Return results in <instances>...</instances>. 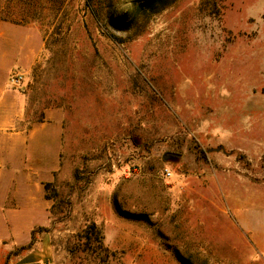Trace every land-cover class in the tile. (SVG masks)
Masks as SVG:
<instances>
[{"label":"rangeland","instance_id":"374dc122","mask_svg":"<svg viewBox=\"0 0 264 264\" xmlns=\"http://www.w3.org/2000/svg\"><path fill=\"white\" fill-rule=\"evenodd\" d=\"M143 2L0 0L36 51L5 78L52 168L46 264H264V0Z\"/></svg>","mask_w":264,"mask_h":264},{"label":"crops","instance_id":"0c3cea01","mask_svg":"<svg viewBox=\"0 0 264 264\" xmlns=\"http://www.w3.org/2000/svg\"><path fill=\"white\" fill-rule=\"evenodd\" d=\"M16 32L27 34V39L18 44L13 37ZM32 40L26 31L11 30L8 25L0 24V264H46L52 255L48 232L46 237L43 235L42 243L35 242L32 247L19 251L31 241L37 226H48L51 206L44 183L51 180L52 168L46 176L44 160L36 153L41 149V144L35 143L40 128H34L29 134L14 128L12 120L19 116V104L11 101L9 105L12 93L5 78L14 63L35 56ZM55 138L58 165L62 144L59 128ZM254 241L264 255L263 234L256 233Z\"/></svg>","mask_w":264,"mask_h":264},{"label":"trees","instance_id":"16d2710c","mask_svg":"<svg viewBox=\"0 0 264 264\" xmlns=\"http://www.w3.org/2000/svg\"><path fill=\"white\" fill-rule=\"evenodd\" d=\"M155 0H144L143 2V5L145 7H152L153 6V3H154ZM52 183L50 182H47L44 184V187H45V190H46V198L47 199H53L56 195H50L48 192L50 186H51ZM124 214H128V213H124ZM49 228L48 227H44V226H39V227H36L33 231H32V239L31 241L27 244V245H24L22 247H20L19 251L20 250H23V249H27V248H30L32 247V245L36 242V232L38 231H48ZM96 232L98 234H100V229L98 228V226L96 225V223H91L88 227H86L84 230H83V233L81 234L83 237L85 238H91L92 234H96ZM8 264V263H6Z\"/></svg>","mask_w":264,"mask_h":264},{"label":"built area","instance_id":"2783aa9c","mask_svg":"<svg viewBox=\"0 0 264 264\" xmlns=\"http://www.w3.org/2000/svg\"><path fill=\"white\" fill-rule=\"evenodd\" d=\"M23 75L22 73H15L11 77V82L14 86H19L20 83H22Z\"/></svg>","mask_w":264,"mask_h":264}]
</instances>
